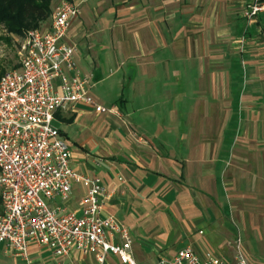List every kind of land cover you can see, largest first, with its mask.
I'll list each match as a JSON object with an SVG mask.
<instances>
[{
    "label": "crops",
    "instance_id": "crops-1",
    "mask_svg": "<svg viewBox=\"0 0 264 264\" xmlns=\"http://www.w3.org/2000/svg\"><path fill=\"white\" fill-rule=\"evenodd\" d=\"M89 1L76 0L82 16L69 40L88 47L92 66L104 51L115 58L123 75L108 108L119 115L86 106L56 114L72 168L102 180V218L129 229L139 264L188 246L214 257L227 235V211L246 226L264 214V13L250 26L244 12L252 0ZM82 61L78 54L92 93L100 75ZM88 191L75 185L66 202L50 206L79 211ZM29 255L32 264H97L79 252L58 258L36 246ZM0 264L26 262L2 246ZM106 264L121 263L111 256Z\"/></svg>",
    "mask_w": 264,
    "mask_h": 264
},
{
    "label": "built area",
    "instance_id": "built-area-1",
    "mask_svg": "<svg viewBox=\"0 0 264 264\" xmlns=\"http://www.w3.org/2000/svg\"><path fill=\"white\" fill-rule=\"evenodd\" d=\"M263 13L264 0H252L244 19L251 26ZM81 16V4L62 0L48 29L26 34L20 68L0 79V249L4 246L26 264H32L31 246L58 258L79 252L94 257L97 264H106L111 256L121 264H139L133 257L129 229L112 216L102 218V180L74 171L70 145L54 126L58 112L78 106L97 114L119 115L92 95L91 77L79 66L77 46L69 40ZM245 43L243 36L240 44ZM80 184L89 191L79 211L50 206L57 199L66 202ZM235 247L232 264H249L240 238ZM157 264L229 263L202 258L188 246Z\"/></svg>",
    "mask_w": 264,
    "mask_h": 264
},
{
    "label": "rangeland",
    "instance_id": "rangeland-1",
    "mask_svg": "<svg viewBox=\"0 0 264 264\" xmlns=\"http://www.w3.org/2000/svg\"><path fill=\"white\" fill-rule=\"evenodd\" d=\"M61 1L62 0H57L54 6L56 7ZM73 1L76 2V0ZM89 5H92V3L90 2ZM50 24L51 19L46 23H43L36 30L44 31L49 28ZM27 33L23 36H15L9 34L3 26H0V79L4 74L20 68L22 61L21 47ZM71 43L74 44V42ZM91 44L94 45L95 41L92 40ZM87 49L88 47L85 46V44H81L77 48L78 54L83 59L82 66H84L91 73H95L97 76L100 75V78H97V81L94 82V84L97 85L93 89L92 94L97 98L102 106L106 108L111 107L115 105L119 99L116 95L117 88L114 87V82H116L119 77L123 75V72H118L119 65L117 64V61L107 51L102 52V55L104 56H102L101 61H97L98 67L88 64V61L86 60V56L88 55ZM91 49L95 52L97 51L92 47ZM99 53H101V51ZM111 76H113L112 79H110ZM253 206L254 203L246 205L247 208L251 209ZM225 214L228 217V227L226 228L227 235L216 242L217 247L214 257L232 264L236 255L235 242L238 238H240L242 242L241 251L248 263L264 264V214H261L262 218H259L256 222H252L248 219L247 226L235 219L238 217V214H236L235 218L234 214H231V212L227 211ZM204 231L206 232L207 237H212L209 230ZM177 248L178 245H175L174 249L176 250ZM44 251L51 253L48 250Z\"/></svg>",
    "mask_w": 264,
    "mask_h": 264
},
{
    "label": "trees",
    "instance_id": "trees-1",
    "mask_svg": "<svg viewBox=\"0 0 264 264\" xmlns=\"http://www.w3.org/2000/svg\"><path fill=\"white\" fill-rule=\"evenodd\" d=\"M56 1L0 0V26H3L9 34L23 36L51 19ZM66 1L73 2V0Z\"/></svg>",
    "mask_w": 264,
    "mask_h": 264
}]
</instances>
